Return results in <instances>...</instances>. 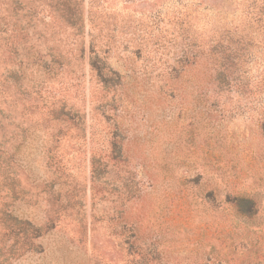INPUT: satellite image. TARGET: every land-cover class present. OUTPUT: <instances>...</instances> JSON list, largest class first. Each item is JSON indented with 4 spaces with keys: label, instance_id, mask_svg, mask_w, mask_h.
I'll use <instances>...</instances> for the list:
<instances>
[{
    "label": "rangeland",
    "instance_id": "374dc122",
    "mask_svg": "<svg viewBox=\"0 0 264 264\" xmlns=\"http://www.w3.org/2000/svg\"><path fill=\"white\" fill-rule=\"evenodd\" d=\"M0 264H264V0H0Z\"/></svg>",
    "mask_w": 264,
    "mask_h": 264
}]
</instances>
